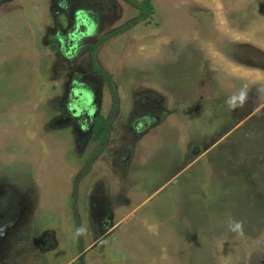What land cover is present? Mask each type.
<instances>
[{"label": "rangeland", "instance_id": "374dc122", "mask_svg": "<svg viewBox=\"0 0 264 264\" xmlns=\"http://www.w3.org/2000/svg\"><path fill=\"white\" fill-rule=\"evenodd\" d=\"M96 1L63 55L50 0H0V205L32 220L0 264H264V0H148L123 30L140 8Z\"/></svg>", "mask_w": 264, "mask_h": 264}, {"label": "flooded vegetation", "instance_id": "af4514ba", "mask_svg": "<svg viewBox=\"0 0 264 264\" xmlns=\"http://www.w3.org/2000/svg\"><path fill=\"white\" fill-rule=\"evenodd\" d=\"M125 1H127V0H125ZM127 2H129V1H127ZM50 3L52 4L53 9L51 12L52 16H51V18H49L50 24L48 25L49 30H48L47 34L50 35L51 39H53L51 47L57 53H59V54L62 53L63 55H68V54H70V52H74V47H76L75 45H77V43L81 44V42L78 41L80 37H84V36L89 37L91 35H95L96 32L98 31V29L100 27V14L98 11H100V8L97 9L95 12L93 10H94V6L98 5V3H100L99 1L87 0L86 3H89V5H85V8L79 7L75 12H74V8H76V7H74V0H50ZM140 12L141 11H139L138 16L135 19H132V20H134L132 23H131V21H129L128 23H125V25L122 28L120 27V29L123 30V29L135 24L136 21L138 22V20L145 19L146 17L145 18L140 17ZM129 23H131V24H129ZM74 38H76V39H74ZM100 45H101L100 41L99 42L96 41L95 43L88 45V49H89L90 53L94 52V54H95L97 49L100 47ZM92 47H94L93 51L91 50ZM67 52H69V53L67 54ZM94 61H95V58L92 56L91 62L94 63ZM102 75L105 77V74L103 72H102ZM105 78H107V80L109 79L108 77H105ZM72 84L73 85L71 86V92L73 94V97L77 100H80L81 97L84 95V90H88V88H86L83 85V83L78 82V81H73ZM76 92H78L80 94L82 93L81 94L82 96L81 97L77 96ZM69 106L71 108H73L74 107L73 102H71ZM89 113H90V111H89ZM74 114H77V113L74 112ZM73 115H72V117H74ZM74 118H77V117H74ZM148 120L149 119L147 117H139L136 119L135 124L133 123L130 125L132 127H134L136 130L142 131V130L148 129L147 127L150 124V123H148ZM85 125H88V123H85ZM85 125L82 124L80 126V128L84 130ZM93 126H95V124ZM92 129L94 131V128H92ZM93 134L91 136H93ZM106 134H107V127L104 125V122H103L102 136L98 140H94L93 137H92V139L94 141H97V142L99 141V143L102 144L106 140L105 139ZM126 149H128V148H126ZM128 152H129V150H128ZM126 153H127V150H125V152L123 153L122 159L119 160V163H122V165L127 164L126 163L127 158H125ZM85 171L86 170L82 171L81 174H84ZM9 186L10 185H8V184H7V186H5L4 184H0V189L4 188L5 190H7V189H9ZM1 191L2 190H0V192ZM11 194L14 195L15 192H13ZM7 200H10V199H6V201ZM3 203L0 205V211L2 212L0 214V245L3 244V242H5V240L11 236L10 235V228L14 224L17 225L19 223V220H20V225H22L23 223L32 222V220L30 221L31 217H25V218L21 217L20 218V214L15 216L14 219H11L9 217V211L7 210L8 204L5 203V205H3ZM20 206L23 207V204H21ZM3 209H5V210H3ZM30 214L32 215V213H30ZM103 217H105V216H103ZM17 220H18V222H16ZM104 220L106 221V218H104ZM104 227H105V225H101L99 227L100 231H103L105 229ZM40 234H42V233L40 232ZM48 234L50 236H52V234L46 233V232H44L41 236L39 235L38 238L40 240L39 241L40 242V246H39L40 248L46 249L47 247H50V246L54 247L56 245L57 241L55 239V236H52V238H49ZM18 239L20 240L21 237H19ZM22 239H23V237H22ZM51 248L52 247H50V249Z\"/></svg>", "mask_w": 264, "mask_h": 264}, {"label": "trees", "instance_id": "16d2710c", "mask_svg": "<svg viewBox=\"0 0 264 264\" xmlns=\"http://www.w3.org/2000/svg\"><path fill=\"white\" fill-rule=\"evenodd\" d=\"M127 1L131 2L132 4H135V6H138L140 8V10H141L140 17H144L145 18V17H148V15H150V13H151V5L149 4L148 0L143 1V3H134L131 0H127ZM91 50L93 51L94 47H92ZM98 71L100 73H102V71L100 69ZM89 111L91 112L92 110H89ZM103 122L104 121H103L102 117H99L97 123L94 126V131H93L94 134L92 136L94 140H98L102 136V133H103Z\"/></svg>", "mask_w": 264, "mask_h": 264}, {"label": "water", "instance_id": "95a60500", "mask_svg": "<svg viewBox=\"0 0 264 264\" xmlns=\"http://www.w3.org/2000/svg\"><path fill=\"white\" fill-rule=\"evenodd\" d=\"M75 39H76V38H75ZM75 46H76V45H75ZM88 93H89V92H88ZM88 93L84 91V95L82 96V95H81L82 93L80 94V93L76 92V95H77V96H80V97L82 96L80 100L82 101V100L85 99V100H86V104H88L89 100L86 99V98L88 97L87 95H89ZM91 99H92V96H91ZM74 111H75L76 113H77V112L80 113V112H82V107H77ZM78 113H77V114H78Z\"/></svg>", "mask_w": 264, "mask_h": 264}]
</instances>
